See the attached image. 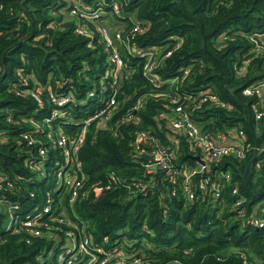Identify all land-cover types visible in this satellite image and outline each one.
<instances>
[{
  "label": "trees",
  "instance_id": "trees-1",
  "mask_svg": "<svg viewBox=\"0 0 264 264\" xmlns=\"http://www.w3.org/2000/svg\"><path fill=\"white\" fill-rule=\"evenodd\" d=\"M72 1L0 0V175L12 183L5 189L6 200L17 202L22 213L43 204L46 193L52 206L66 205L67 193L56 188L53 174L59 148L46 149V171L36 177L26 165L34 148L26 145L21 132L34 133L47 146V138L38 130L45 128L42 118L53 112L52 128L73 137L80 119L102 105L115 77L116 104L107 124L91 122L77 149L86 174L82 188L105 184L111 171L120 182L147 184L138 191L121 183L97 191L90 188L73 202L71 217L84 224L94 241L105 235L109 241L123 236L131 240L146 257L139 264H264V225L241 223L231 206V184L224 185L218 198H201L196 192L188 199L178 187L181 177L171 181L166 172L144 170V147L130 145L134 130H148L165 141L164 132H171L163 121L168 95L210 89L229 107L212 104L196 110L197 123L223 141L229 140L224 137H229L231 128L240 127L245 140L256 148L241 159L224 156L213 168L230 171L231 181H236L245 197V214L254 207L264 212V185L257 193L264 180V99L259 104L254 95L241 93L244 85L261 76V60L256 56L241 75L234 70L250 48L247 35L264 32V0H78L100 12L94 22H88L90 37L73 30L74 19L67 17ZM104 21L121 35L129 34L134 21L142 24L128 43L137 49L159 50L155 83L142 74L143 59L125 53L122 44L119 73L111 69L103 78L108 63L97 27ZM166 49H171L170 54L164 55ZM184 68H188L186 74ZM19 74L28 76V82L18 81ZM174 75L179 81L172 85L168 81ZM31 79L40 86V103L22 92L33 84ZM9 82L19 93L9 88ZM65 91L73 94L72 101L61 106L49 101V92ZM136 100L140 106L131 118L116 121ZM253 104L263 110L257 122ZM7 114L13 121L6 119ZM30 120L39 126L35 131ZM176 140L186 149L182 136ZM173 162L186 165L193 160L181 151ZM2 216L0 212V224ZM38 242L25 243L22 233H9L0 226V264H42L34 258L40 251Z\"/></svg>",
  "mask_w": 264,
  "mask_h": 264
},
{
  "label": "built area",
  "instance_id": "built-area-1",
  "mask_svg": "<svg viewBox=\"0 0 264 264\" xmlns=\"http://www.w3.org/2000/svg\"><path fill=\"white\" fill-rule=\"evenodd\" d=\"M72 2L73 4L68 13L74 19L73 30L78 34L90 37L91 28L88 22H94L100 12L97 9L92 10L81 5L78 0ZM117 10L114 5L113 11L117 12ZM141 25L134 21L129 34L126 35H121L117 29H110L104 23L97 27L108 63L103 71V78L111 69L115 71V75L119 73L123 65V57L119 50V44H122L125 53H136L135 55L143 59L141 63L142 74L149 82H156L153 69L157 64L156 55L159 50L156 47L137 49L128 43V37L140 32ZM247 38L250 42V48L246 56L234 64V70L236 74L241 75L246 71L252 59L256 56L260 58L261 76L241 88L243 95H254L260 104L264 99V32H251L247 35ZM176 46L177 42L173 44L172 48ZM170 52L171 49H166L164 55H168ZM187 70L188 68H184L183 74H186ZM17 80L26 83L28 82V76L19 74ZM31 81H33V84L22 90V92L29 94L40 103L38 97L40 86L35 80L31 79ZM178 81V76L174 75L168 82L174 85ZM114 83H116L115 77L110 83L111 92L102 105L80 119L79 128L73 137L63 133L59 127L56 130L52 128L49 120L52 118L53 112L49 117L42 118L41 125H44L45 128L38 130L47 138V146L42 144L34 133L21 132V138L25 140L26 145L34 148V154L26 159V165L35 173L36 177L42 176L46 171L43 165L44 160L48 157L46 149L48 147L59 148V157L58 161H54L56 168L53 169V174L56 188L62 187V191L67 193L65 206H52L51 199L46 193L43 204L32 206L28 211L22 213L17 202L11 203L6 200L4 196L5 189L11 188L12 183L6 176L0 175V212L3 214L0 226L9 233H22L25 243H30L34 239L39 240L40 251L34 256L38 263L139 264L146 260L142 250L139 251V248L134 247L131 240L125 238V236L122 240L114 238L109 241L108 236L105 235L99 241H94L84 224L71 217V214L75 215L71 209L73 202L82 198L90 188L97 191L101 187L108 189L111 185L121 183L120 185L126 189L132 187V190L138 191L144 189L147 184V182L143 183L141 180H133L132 182L123 180L120 182L119 178L111 171L106 177L105 184L96 186L91 184L87 188H82L86 174L82 170L80 160L77 158V149L82 143L86 129L91 122H96L101 127L107 124L106 121L112 114L111 111L116 104V86H113ZM9 86L15 93H19L14 83ZM47 88L48 86H46ZM88 95H92V91H89ZM48 99L55 105L61 106L72 101L73 94L70 91H65V93L59 95H53L49 92ZM167 100L168 108L164 111L163 121L171 132H164L165 141L159 140L150 134L148 130H134L133 132L130 145L134 149H139L140 146L144 147V154L147 156V161L141 162L143 169L166 172L171 181L181 177L180 181H177L178 187L188 199H192L196 192L199 193L201 198H204L205 195H211L212 199L218 198L224 185L229 183L231 184V206L236 210V215L241 223L262 227L264 225V212H258V209L254 207L245 214V197L239 193L236 181H231L230 171L227 168L215 171L213 168L224 156L241 159L246 152L254 149L255 146L245 140L244 132L240 127L231 128L229 137H224V140L227 138L229 140L223 141V137L217 139L209 130L202 128L194 118L196 110H202L212 104L222 107H229V104L219 99L210 89L199 91L196 94L185 92L181 95L175 92L168 95ZM139 106L140 102L136 100L130 108L124 110L121 117L116 118V121L131 118ZM252 109L253 118L257 122L263 116V110L257 108L256 104L252 105ZM6 119L13 121L10 114L6 115ZM30 121L35 125L34 131L39 128L38 124L32 120ZM178 136H182L187 141L186 149L180 147L176 140ZM181 151L189 158H191L190 156H197V158H191L193 160L191 164L177 165L173 162L174 155L180 154ZM197 174L200 177L195 179ZM29 194L31 195V193ZM66 206L70 209L69 212ZM140 248L142 249V247ZM138 251L141 254H136Z\"/></svg>",
  "mask_w": 264,
  "mask_h": 264
},
{
  "label": "water",
  "instance_id": "water-1",
  "mask_svg": "<svg viewBox=\"0 0 264 264\" xmlns=\"http://www.w3.org/2000/svg\"><path fill=\"white\" fill-rule=\"evenodd\" d=\"M263 126H264V124H263ZM255 152H256V148L253 149V154H254ZM188 157H189V156H188ZM190 157H191V158H197V156H190ZM263 185H264V180H263V182L260 184L257 193L260 192V190H261V188H262Z\"/></svg>",
  "mask_w": 264,
  "mask_h": 264
},
{
  "label": "rangeland",
  "instance_id": "rangeland-1",
  "mask_svg": "<svg viewBox=\"0 0 264 264\" xmlns=\"http://www.w3.org/2000/svg\"><path fill=\"white\" fill-rule=\"evenodd\" d=\"M67 17L72 18L69 14L67 15ZM103 23L108 24V22H106V21H104ZM107 26H109V25H107Z\"/></svg>",
  "mask_w": 264,
  "mask_h": 264
}]
</instances>
